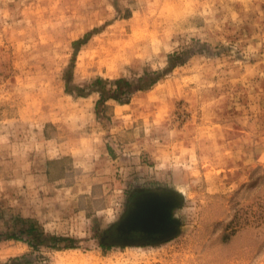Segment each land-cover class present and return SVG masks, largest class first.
Listing matches in <instances>:
<instances>
[{
  "label": "rangeland",
  "instance_id": "rangeland-1",
  "mask_svg": "<svg viewBox=\"0 0 264 264\" xmlns=\"http://www.w3.org/2000/svg\"><path fill=\"white\" fill-rule=\"evenodd\" d=\"M0 264H264V0H0Z\"/></svg>",
  "mask_w": 264,
  "mask_h": 264
},
{
  "label": "flooded vegetation",
  "instance_id": "flooded-vegetation-1",
  "mask_svg": "<svg viewBox=\"0 0 264 264\" xmlns=\"http://www.w3.org/2000/svg\"><path fill=\"white\" fill-rule=\"evenodd\" d=\"M170 196L171 194L161 190H133L129 193L121 219L109 231L110 237L112 236L113 241L118 243L137 245L163 241L174 235L176 227L171 225L168 219L169 208L173 203L169 202L170 198L172 200V196ZM162 205L168 207L163 210ZM158 209L160 212L163 210L167 226L158 225L154 220Z\"/></svg>",
  "mask_w": 264,
  "mask_h": 264
},
{
  "label": "bare ground",
  "instance_id": "bare-ground-1",
  "mask_svg": "<svg viewBox=\"0 0 264 264\" xmlns=\"http://www.w3.org/2000/svg\"><path fill=\"white\" fill-rule=\"evenodd\" d=\"M174 196H175V194H174ZM177 198H178V196H177ZM176 198V199H177ZM174 201H176V200H174ZM171 202V201H170ZM173 202V201H172ZM168 203V202H167ZM166 205V204H165ZM163 206V210L164 209H166L168 206ZM168 205H169V203H168ZM157 207V206H156ZM155 207V208H156ZM160 207H161V205H160ZM157 208H159V207H157ZM162 210V211H163ZM145 211V210H144ZM155 211V210H154ZM160 212L159 211V209L156 211V213H155V216H154V220L156 221V223L158 224V225H162V226H167V222H166V219H165V217H164V215H163V212ZM153 216V215H152ZM141 220V219H140ZM139 221V220H138ZM130 225V224H129ZM169 226V225H168ZM168 228V227H167ZM170 228V227H169ZM148 229V228H147Z\"/></svg>",
  "mask_w": 264,
  "mask_h": 264
},
{
  "label": "trees",
  "instance_id": "trees-1",
  "mask_svg": "<svg viewBox=\"0 0 264 264\" xmlns=\"http://www.w3.org/2000/svg\"><path fill=\"white\" fill-rule=\"evenodd\" d=\"M153 83H154V81H150L149 86H150V85H153ZM118 91H119V90H118ZM118 91H117V92H118ZM121 91H122V93H124V92L126 93L125 89H123V90H121ZM125 93H124V94H125Z\"/></svg>",
  "mask_w": 264,
  "mask_h": 264
}]
</instances>
